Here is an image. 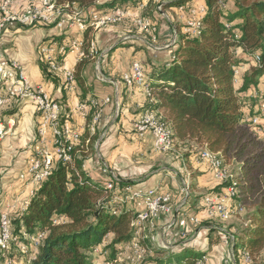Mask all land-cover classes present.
I'll return each instance as SVG.
<instances>
[{
	"label": "trees",
	"instance_id": "1",
	"mask_svg": "<svg viewBox=\"0 0 264 264\" xmlns=\"http://www.w3.org/2000/svg\"><path fill=\"white\" fill-rule=\"evenodd\" d=\"M57 1L91 8L98 0ZM141 1L112 0L102 7L131 9ZM185 1L164 2V9ZM202 1L206 12L199 34H178L167 66L147 75L152 103L147 100L141 111L161 112L173 141L192 142L235 163L230 180L205 196L221 195L231 182L236 184L231 204L242 209L238 214L242 226L233 237L232 250L235 261L246 252L251 262L264 256V127L260 123L264 116L259 111L264 100L260 90L264 85V0ZM90 34L87 30L83 35L84 53L93 39ZM86 65L83 59L74 66L79 104L88 111L73 162H54L25 210L12 216V235L18 241L14 245L25 244L32 255L27 264H92L91 256L99 247L107 260L114 261L136 237L131 225L134 210L115 202L113 194L92 182L82 167L84 151L92 152L100 135L97 131L90 135L99 107L87 100L91 89L83 77ZM39 69L45 81L57 85L45 64L40 63ZM114 185L123 189L133 184L115 181ZM39 233L43 240L35 250L29 249L30 242L22 234L32 238ZM137 243L146 249L137 264H195L202 256L190 248L173 252L148 247L145 241Z\"/></svg>",
	"mask_w": 264,
	"mask_h": 264
},
{
	"label": "crops",
	"instance_id": "2",
	"mask_svg": "<svg viewBox=\"0 0 264 264\" xmlns=\"http://www.w3.org/2000/svg\"><path fill=\"white\" fill-rule=\"evenodd\" d=\"M170 1L172 0L165 2ZM192 1L194 3L189 4ZM27 5V0H12L10 9L23 12ZM181 5L187 6L182 13L177 12V6L164 9L170 20L167 25L162 21L166 19L153 15L156 17L159 50L149 44L147 35L129 21L91 34L97 55H86L87 65L83 77L91 89L87 100L92 99V104H96L100 112L90 135L95 131L100 135L92 152H88V148L84 151L87 156L82 167L90 180L100 186L115 179L119 182H131L133 187L140 190L155 189L158 193L168 194L174 207L172 217L159 215L151 226H146L143 237L152 238V232L160 230V240L166 249L177 252L182 247L190 248L200 255H207L208 264H223L229 245L221 237L219 230L225 236H237V230L242 226L241 219L238 214L227 222L206 218L203 196L219 183L213 179L207 164L200 160V147L192 142L174 141L170 152L154 153L151 134L146 132L140 136L133 129L147 98L139 90L126 87L121 80L122 74L128 71L133 62H139L146 75L153 69L167 66L174 49L173 46L165 48L172 40L171 33L175 30L177 36L181 34V25L192 17L190 10L203 6V1L187 0ZM150 7L154 10L153 5L149 4L144 10L145 14L150 11ZM188 8L190 9L187 10ZM94 9L102 12L109 10L98 6ZM81 37L83 38V34L75 30L53 26L9 25L0 31L2 52L18 63L31 87H42L61 105L70 125L76 129L82 128L80 133L83 132L88 107L79 104L78 88L73 92L65 89L61 76L55 77L56 86L44 80L39 69V64H43L39 47L48 42L56 43L57 47L64 50L56 54L59 64L64 69H73L78 53L70 44ZM97 74H101L105 81L99 82ZM260 90L264 91V85ZM2 93L0 92V96ZM8 118H13L16 125L11 134L0 143V194L7 196L6 199L9 196L14 198V203L10 202L11 199H0V212L11 204L17 208L22 207L30 200L29 194L33 188L31 184L20 182L18 174L24 171L29 155L28 147L35 141L37 117L34 105L27 100L15 101L0 111V121ZM87 144L88 139L84 146L87 147ZM15 215L16 213L13 214ZM186 215L197 216L205 225L189 228V238L177 242V223ZM173 234L176 235L175 238ZM91 259L93 264H103L105 253H102V247L95 250ZM238 260L241 264V258Z\"/></svg>",
	"mask_w": 264,
	"mask_h": 264
},
{
	"label": "built area",
	"instance_id": "3",
	"mask_svg": "<svg viewBox=\"0 0 264 264\" xmlns=\"http://www.w3.org/2000/svg\"><path fill=\"white\" fill-rule=\"evenodd\" d=\"M112 0H98L95 6L102 7L106 2ZM28 5L23 12H16L10 9L12 0H1L0 3V31L9 25H19L22 27L33 26H53L56 28H67L83 34L90 30L91 33L103 30L109 27L117 26L123 22H131L140 32L150 37L151 43L156 44V20L141 16V12L152 4L154 14L166 25L170 22L164 11V1L162 0H142L136 8L116 7L105 12L91 8H80L74 3L59 2L57 0H27ZM185 7L180 5L177 12H184ZM204 6L197 9H191L192 17L185 21L181 28V34L189 37H196L201 29V20L205 15ZM168 22V23H167ZM91 35V34H90ZM171 35V42L165 46L169 48L176 43L177 32L174 30ZM70 47L78 53L77 62L88 57H95V45L93 39L89 42L87 54L83 51V38L75 39L71 42ZM156 50L160 47L155 45ZM64 50L57 47L56 43L48 42L39 47V56L43 64L46 65L47 71L54 77L61 76L65 89L73 92L77 89L74 79V68L64 69L58 62L57 53ZM87 55V56H86ZM259 61V57H255ZM76 65V64H75ZM234 83H237L238 72L235 73ZM99 82H104L105 78L101 74L96 75ZM121 80L128 88H135L143 93L148 103L152 100L148 98L149 86L147 75L139 62H133L128 71L122 74ZM0 111L11 106L13 102L27 100L34 105L37 125L35 131V141L28 147V157L26 167L23 172L18 174V180L23 183L32 185L30 197L33 196L39 185L49 176L54 162L71 164L73 162V151L79 143V136L82 128H73L69 119L63 114L61 105L53 100L42 87H31L20 66L14 60L9 59L0 49ZM107 101V100H106ZM147 103V104H148ZM96 105V104H94ZM259 111L264 116V100L259 104ZM100 112L96 113L93 118V125L99 119ZM261 123V122H260ZM16 122L13 118L0 121V143L11 134L15 128ZM93 129V128H92ZM133 129L140 136L149 132L152 136L153 152L157 154L168 153L172 149L173 133L169 124L164 120L161 112L144 110L133 124ZM201 161L205 162L210 170L213 179L218 183H225L230 180L231 174L228 172V166L218 153H213L207 149H201L198 154ZM115 179L106 182L103 187L113 194V200L120 205H127L134 210L131 225L136 229V235H142L146 226L152 225L153 221L159 215L171 216L174 213V207L171 204V198L168 194L158 193L155 189L140 190L132 185L119 189L114 185ZM236 184L231 182L221 195L205 196L202 204L206 218L227 222L234 215L242 213L240 207H232V199L236 195ZM185 192V189L182 190ZM28 202L22 207L17 208L11 204L0 212V259H5L6 264H11L8 258L10 243L15 241L12 235V216L23 212ZM19 209V210H18ZM201 219L195 215H186L181 218L177 225L179 233L177 240L183 242L186 240L189 228L197 227ZM221 237L225 238L229 245L226 258L223 264H235L232 243L233 236H225L224 232L219 230ZM24 239L30 243L31 250H35L43 240V234H37L35 237H28L22 234ZM134 238L132 242L117 254V258L128 250L130 247L135 248ZM138 242V241H137ZM20 244V243H19ZM138 246V245H137ZM166 248L162 246H157ZM26 253V246L20 249ZM141 257H139L140 261ZM244 264L250 263L249 255L244 252L241 255ZM138 261V262H139ZM137 262V263H138ZM93 264V263H92ZM195 264H208L207 255L203 254L196 260Z\"/></svg>",
	"mask_w": 264,
	"mask_h": 264
},
{
	"label": "rangeland",
	"instance_id": "4",
	"mask_svg": "<svg viewBox=\"0 0 264 264\" xmlns=\"http://www.w3.org/2000/svg\"><path fill=\"white\" fill-rule=\"evenodd\" d=\"M162 1L165 2L166 0H162ZM193 3H194V1H192L189 4H193ZM189 6L190 5H188V7ZM189 9L190 8H188L187 10H189ZM149 10L150 11H147L146 14L144 13V11H142L140 13L141 16H144L146 18H149V19L155 21V18L156 17L155 18L153 17L154 10H152V7H150ZM185 11H186V9H185ZM114 27H116V26H114ZM156 27H157V24H156ZM181 27H182V25H181ZM146 40H147V42L149 44H151L153 46H155V45L158 46V44H157V42H158L157 41V35H156V42H155L156 44L151 43L150 37H148V36H146ZM139 50H141V49H139ZM261 124L264 127V121H261ZM260 134H262V132ZM201 149L202 148H200L198 150L200 151ZM223 161L228 166V172L229 173H232L235 170V168H236L235 163H233L231 161H227V160H223ZM0 197H1L0 199L5 198L4 200H9V201L11 199L12 201H10V202L11 203H14V200H13L14 198L12 199V197H10V196L8 197V199H6L7 196L5 197L4 194H0ZM168 217L170 218V217H172V215L171 216H168ZM202 224L204 226V223L203 222L200 223V225H202ZM159 233H160V230H158L156 233L154 231V232H152V234H153L152 238H149L150 236H148L147 238H144L143 237V239L141 238L142 237L141 235H138V236L136 235V237H135L136 240L134 241V244L136 245L135 248L130 247L128 250H126L125 252H123L120 255V257H118V259H115L114 261L107 260V255H105V259L103 261V264H137V262L139 261V257H142L143 255H145V251H146V249H144L143 247H140V245H139V243H137V241L138 242H144L145 241L146 242V245L148 247L158 246V245L159 246H162V243H161V240H160L161 238H160ZM189 233L187 234L186 240L189 238ZM164 236H165V233H164ZM175 236L176 235L173 234V237L174 238H175ZM176 239H177V237H176ZM16 242H18V241L15 240V241H13V242L10 243V246H9L10 251H9L7 260L9 259L11 261V264H27V262L30 260V258L32 257V255H31V253H29L30 252L29 250L26 253L25 252L22 253L20 249L22 248V246H25V244L20 243L19 245L15 246L14 244ZM177 242H180V241L177 240ZM227 249L228 248H226V253L228 251ZM0 264H6L5 263V259L2 258ZM235 264H240L238 259L235 261ZM241 264H244V262H242V259H241ZM249 264H264V256H261L259 258L253 259Z\"/></svg>",
	"mask_w": 264,
	"mask_h": 264
}]
</instances>
